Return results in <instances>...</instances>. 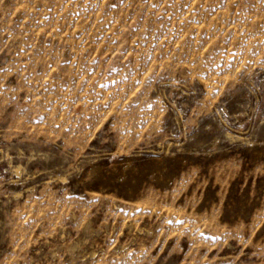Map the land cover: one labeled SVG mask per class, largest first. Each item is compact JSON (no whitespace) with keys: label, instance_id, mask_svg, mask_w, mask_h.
Wrapping results in <instances>:
<instances>
[{"label":"rangeland","instance_id":"obj_1","mask_svg":"<svg viewBox=\"0 0 264 264\" xmlns=\"http://www.w3.org/2000/svg\"><path fill=\"white\" fill-rule=\"evenodd\" d=\"M0 264H264V0H0Z\"/></svg>","mask_w":264,"mask_h":264}]
</instances>
